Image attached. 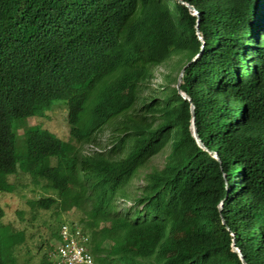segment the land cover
<instances>
[{"label":"trees","instance_id":"16d2710c","mask_svg":"<svg viewBox=\"0 0 264 264\" xmlns=\"http://www.w3.org/2000/svg\"><path fill=\"white\" fill-rule=\"evenodd\" d=\"M53 99L69 138L19 135ZM18 172L32 206L75 210L95 264H264V0H0V190Z\"/></svg>","mask_w":264,"mask_h":264},{"label":"rangeland","instance_id":"374dc122","mask_svg":"<svg viewBox=\"0 0 264 264\" xmlns=\"http://www.w3.org/2000/svg\"><path fill=\"white\" fill-rule=\"evenodd\" d=\"M168 72L164 66H156L153 71V80L151 87H157L163 83L162 74ZM66 105L64 99H53L51 105L43 109L42 115L28 117L22 123L16 124V131L22 134L25 128L38 127L48 129L62 140L69 138V126L66 120ZM24 137H17V149H23ZM97 140L100 143L108 141V130L102 131ZM93 148L92 145H85L84 150ZM168 149L154 156L149 165L161 166ZM146 169H143V171ZM7 180L13 184V190H0V205L4 209V216L0 220L10 227L24 231L25 240L16 254L18 264H39L43 259V254L57 246L59 242L58 231L61 222L76 220V212L71 209L63 211L59 207L50 209H39L30 203L43 194L39 184H35L29 175L18 172L15 175H9ZM142 183L141 176L133 180L130 188ZM41 184V182H40ZM130 200L126 201L130 204ZM125 203V201H121ZM7 228V229H6ZM8 227H0V235L8 233ZM47 260V259H46Z\"/></svg>","mask_w":264,"mask_h":264},{"label":"built area","instance_id":"2783aa9c","mask_svg":"<svg viewBox=\"0 0 264 264\" xmlns=\"http://www.w3.org/2000/svg\"><path fill=\"white\" fill-rule=\"evenodd\" d=\"M59 242L49 250L51 264H95L88 247V236L79 224L62 222L59 227Z\"/></svg>","mask_w":264,"mask_h":264},{"label":"water","instance_id":"95a60500","mask_svg":"<svg viewBox=\"0 0 264 264\" xmlns=\"http://www.w3.org/2000/svg\"><path fill=\"white\" fill-rule=\"evenodd\" d=\"M181 70H182V67L181 69L179 70V72L177 73V77H176V82H175V87L178 91V93L183 97V98H186L189 100V97L186 96V94L184 92H182L179 87H178V84H179V77H180V74H181ZM190 113H191V123H190V130H191V134L192 136L194 137L195 141L197 142V144L201 147H203V144L202 142L199 140L198 138V135H197V132H196V129L194 127V124H193V108H192V105L190 104ZM233 250H235L237 252L238 255H240L239 251L233 247ZM242 263H244V261L241 259Z\"/></svg>","mask_w":264,"mask_h":264}]
</instances>
